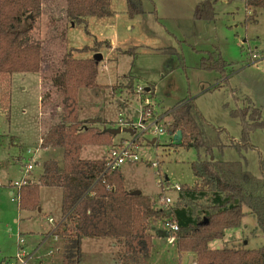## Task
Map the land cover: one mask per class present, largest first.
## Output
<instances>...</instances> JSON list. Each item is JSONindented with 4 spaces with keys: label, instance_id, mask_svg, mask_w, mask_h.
Here are the masks:
<instances>
[{
    "label": "rangeland",
    "instance_id": "rangeland-1",
    "mask_svg": "<svg viewBox=\"0 0 264 264\" xmlns=\"http://www.w3.org/2000/svg\"><path fill=\"white\" fill-rule=\"evenodd\" d=\"M140 1L143 13L131 18L127 13V0H109L108 16L92 15L87 17L86 23H74L66 18L65 0H43L42 15L33 26V38L41 46V70L12 74L10 92L0 84V182L4 184L0 185V264H9L20 245L19 237L24 240L42 238L50 228L45 214L18 210L7 184L9 180L12 184L20 180L19 169L31 157L37 162L33 163L34 174L41 171L43 159H56L62 165L63 150L41 148L39 141L43 130L56 123L62 111V96L52 85L51 78L61 66L64 54L77 59L93 58L96 53L101 55L97 87L81 89L78 93L80 120L100 119L96 122L100 128L123 127L122 122L133 123L140 116L146 96L155 115L161 116L163 125L169 123L171 110L184 100L193 99L203 117L222 129L225 148L222 152L214 150L211 157L241 160L249 171L260 176L264 129L250 133V147L242 148V158L235 146L241 136L239 119L230 116L228 111L236 105L252 104L264 117V8L253 13L245 7L244 0H214V17L206 20L194 17L196 4L203 0ZM84 46L90 50L79 51ZM253 53L258 54V59L251 58ZM209 54L220 55L230 64L223 83L216 88L221 75L200 68L201 58ZM148 86L153 88V95L137 92L138 87ZM135 135V130L133 135L121 132L114 135L110 145L97 144L93 148L86 145L80 157L102 158L109 148ZM153 138L157 140L152 143ZM136 143L139 160L120 166L124 187L129 192L137 190L148 196L157 208L169 209L178 201V193L173 189L163 190L166 183L158 186L155 172L159 169L166 175L168 185H192L195 177L190 163L198 156L205 158L204 150L174 145L172 137L165 132L155 136L148 131L141 133ZM90 148L92 154L88 153ZM157 162L159 168L152 165ZM30 171L32 169L26 174ZM12 188H16L13 195H18L20 187ZM47 190L43 196L47 202L44 211H51L56 220L59 191ZM161 196H169L173 203L160 206ZM243 211L241 225L210 242V248L256 249L264 245V234L254 216L246 206ZM28 230L35 231V235L26 232ZM60 230L58 227L57 231ZM147 230L154 237L150 264H186L184 256L189 252L179 251L176 241L168 242L163 220H150ZM101 249L110 253L106 258L110 259L108 264H113L111 249L102 245L96 250ZM112 252L114 259L121 255L120 248ZM60 255L61 250L56 251L52 258ZM84 260L88 262L86 257Z\"/></svg>",
    "mask_w": 264,
    "mask_h": 264
},
{
    "label": "trees",
    "instance_id": "trees-1",
    "mask_svg": "<svg viewBox=\"0 0 264 264\" xmlns=\"http://www.w3.org/2000/svg\"><path fill=\"white\" fill-rule=\"evenodd\" d=\"M65 2L69 22L86 23L89 16L110 14L109 0ZM213 3L214 0L197 3L194 17L213 19ZM244 5L255 13L264 8V0H244ZM127 6L130 18L143 13L140 0H127ZM42 12L43 0H0V84L8 92L12 74L41 70V46L33 38V26ZM88 50L84 46L79 51ZM229 66L220 55L209 54L200 60V68L214 70L221 78ZM97 74L98 62L94 58L63 55L61 66L51 78L62 96V111L58 121L43 130L40 137V147L63 150L62 165L56 159L43 160L37 179L29 178L18 191L19 209L31 211L39 205L40 187L61 189V216L66 220L58 231L65 236L62 262H77L81 237H111L122 243L121 264H150L153 240L148 223L168 220L178 225V250L192 253L197 264H264V245L256 249L209 246L210 242L223 238L227 230L241 225L243 206L264 234V158L259 160L260 176L246 169L241 160L211 159L214 150L222 152L225 148L222 129L203 117L193 99L184 100L169 112L171 119L163 124V130L171 137L180 131L179 145L203 149L205 158L198 156L190 163L195 182L181 185L178 201L172 207L166 210L155 207L148 196L130 194L124 187L121 169L106 170L105 157H80L84 146L110 145L114 137L104 131L105 127H98V123L78 118V93L81 89L96 88ZM152 93L150 88L143 94ZM228 112L239 119L241 136L235 146L244 158L240 152L250 147L252 131L264 129V117L252 104L236 105Z\"/></svg>",
    "mask_w": 264,
    "mask_h": 264
},
{
    "label": "crops",
    "instance_id": "crops-1",
    "mask_svg": "<svg viewBox=\"0 0 264 264\" xmlns=\"http://www.w3.org/2000/svg\"><path fill=\"white\" fill-rule=\"evenodd\" d=\"M223 81H224V78L220 79V81H218L216 83L214 88L219 87L220 84L223 83ZM145 88H148V90H149L152 87L148 86V87H144V89ZM153 94H154V92L152 93V95ZM153 139H154V141L156 140V138H153ZM172 139H173V137H172ZM93 146L94 145H90L89 147L93 148ZM39 147H40V141H39ZM109 149L107 150L105 156L107 155ZM88 153L92 154L93 150L92 149L89 150ZM147 156H148V154H147ZM19 158L20 157H18L17 159H19ZM86 159H98V158H86ZM34 160L35 159H33L31 157L28 160V162H25L20 167V169H19V176L20 177L18 179L22 180L23 178H27L26 176H28V178L33 179V180L37 179V177L42 172V168H41V171L38 174H34L33 173V169H34L35 166H33V165L37 164V162H34ZM43 160H45V159H43ZM219 160H222V159L219 158ZM41 162H40V166H41ZM29 164L32 165V171H30L28 174H26V169H27V166ZM243 164H244V167H245L246 163H243ZM12 182L13 181L10 182V180H9V182L7 184V188L9 190V195L11 197L13 195V192H16V190H15L16 188H14V189L12 188L13 187ZM0 185L3 186L4 184L1 183ZM45 189H49L47 191H52L51 189H57L59 191L58 195H59V198H60V208H59V213L57 214V215H59V217L56 220H54L56 218V215H54L51 211H49V210L48 211H44L45 208H47L46 207L47 206V202L43 200ZM16 203H17V201H16ZM39 204L40 205L36 208L35 212L38 213V214H45L47 222L50 225V228L47 230L46 233H43V237L42 238L35 239L33 237L31 239H28V240H26V238H25V240H24V242L22 244L19 242V239H18V242H19L20 245H19L17 251L19 250V248H24L25 250L29 251V253L33 254V257H32V260H31L30 264H64L62 262V254H63V245H64L65 236H63L60 233H58L57 230L54 231L53 233H51L52 229H54V225L55 224H61V222H63V224H64L66 222L65 217L63 218L61 216V189L59 187H47V186L40 187V203ZM17 208H18V210L21 211V209H19L18 205H17ZM22 211H24V210H22ZM29 212H33V211H29ZM49 218H52L53 222H49V220H48ZM67 227H69V225H67ZM26 232H32L33 235H35L34 234L35 231L28 230ZM152 238L154 239L153 236H152ZM58 239L62 240L61 244H60V240L58 241ZM103 239H105V241ZM48 242H50V243L48 244L47 247L44 248V246ZM57 244H58V246L56 247ZM102 245H107L111 249V258H112L111 261L113 262V264H121L120 263V259H119L120 256H118L117 259H114L112 250H115L116 248H120L121 249V253H122V250H123L122 243L116 242V240L114 238H111V237H81L79 239V245H78V259H77V262L75 264H108L110 259H107L106 257H108L110 255V253L109 254L105 253V250H102V249L100 250L101 252L96 250L99 246L101 248ZM59 246H61V247H59ZM60 250H61L60 257L52 258V255L56 251L59 252ZM121 253H119V254H121ZM105 254H107V256ZM45 257L48 258V259H45ZM84 257H86V259H88L87 263L85 262Z\"/></svg>",
    "mask_w": 264,
    "mask_h": 264
},
{
    "label": "built area",
    "instance_id": "built-area-1",
    "mask_svg": "<svg viewBox=\"0 0 264 264\" xmlns=\"http://www.w3.org/2000/svg\"><path fill=\"white\" fill-rule=\"evenodd\" d=\"M251 58L255 60L258 59V54L255 53L251 54ZM144 91L145 89L142 87H138L137 89V92H140L141 94H143ZM143 103H144L143 104L144 107L142 106V109L140 111V116L137 119L133 120L134 121L133 123H127L128 121L121 123L123 127H128L135 130L136 135L131 140H125L119 145H115L109 149L107 155L105 156L106 170H114L120 168V166L127 161L135 162L139 160V157L136 153V150L138 148L136 139L141 135V133H145L148 131L150 132V134L155 136L159 133L164 132L163 125L160 124V121L162 120L161 116L155 115L154 110L152 109V106L149 103L148 98L146 96L143 97ZM137 130H141V131L137 133ZM152 165H155L157 166V168H159L158 162L152 163ZM30 169H32V165L29 164L27 166L26 172L29 171ZM155 173L156 176L158 177L157 178L158 186L163 187V185L166 183L163 190L173 189L177 192L180 190L181 185L179 184L168 185L169 182L167 176L163 175L159 169ZM28 180L29 178L27 177V178H23L22 180L15 181L13 183V186H17V188H19L20 186L27 184ZM12 197L15 198L16 201H18L19 194ZM158 203L160 206H169L173 203V200L169 196H161L158 200ZM48 220L49 222H53L52 218H49ZM59 225L60 224H55L54 229H52L51 233L56 231ZM163 226L166 231V235H167L166 237L168 242L171 243L173 241H176L177 231H178V225L176 224V222L167 220L163 222ZM19 242L22 244L24 242V239L19 237ZM190 255L193 256V260L191 261L190 264H197L194 255L191 253L189 254L185 253L184 261L187 263ZM32 257L33 254L29 253V251L25 250L24 248H19V250L15 253L13 258L10 260L9 264H30Z\"/></svg>",
    "mask_w": 264,
    "mask_h": 264
},
{
    "label": "water",
    "instance_id": "water-1",
    "mask_svg": "<svg viewBox=\"0 0 264 264\" xmlns=\"http://www.w3.org/2000/svg\"><path fill=\"white\" fill-rule=\"evenodd\" d=\"M94 60L98 62V60H100L101 58V55L99 53H96L94 55ZM145 91H148V88H145ZM90 121H93V122H100V119H91ZM104 131H107L109 133H111L112 135H117V134H120L121 132H127L131 135L134 134V130H132L131 128H128V127H117V128H105ZM152 143L154 142V140L151 141ZM173 143H175L176 145L177 144H180L181 143V133L180 131H178L174 136H173ZM213 157H211L212 159ZM141 192L140 191H132L130 192V194L132 195H135V194H140ZM193 260V256L190 255L189 258H188V261L186 264H190L191 261Z\"/></svg>",
    "mask_w": 264,
    "mask_h": 264
}]
</instances>
